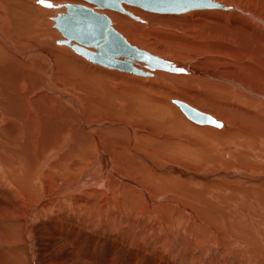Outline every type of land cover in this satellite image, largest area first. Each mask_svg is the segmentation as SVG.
<instances>
[{
    "label": "bare ground",
    "instance_id": "bare-ground-1",
    "mask_svg": "<svg viewBox=\"0 0 264 264\" xmlns=\"http://www.w3.org/2000/svg\"><path fill=\"white\" fill-rule=\"evenodd\" d=\"M43 1L59 6L0 0V237L8 243L0 264H34L41 247L33 238L43 236L54 251L44 243L51 253L43 264H264V172L221 171L237 179L231 196L221 185L189 197L187 187L209 184L211 175L174 164L208 155L210 137L221 132L264 150V0H215L224 8L179 13L122 3L131 16L98 10L131 45L176 68L132 63L143 73L100 65L59 43L54 19L65 4H94ZM148 34L164 45H146ZM191 51L202 56L198 64ZM166 90L169 101L161 98ZM175 100L221 126L192 129ZM144 119L160 139L139 133L147 140L136 141ZM218 140L224 160L260 164L237 156L239 142ZM179 233L190 245L182 259Z\"/></svg>",
    "mask_w": 264,
    "mask_h": 264
},
{
    "label": "water",
    "instance_id": "water-1",
    "mask_svg": "<svg viewBox=\"0 0 264 264\" xmlns=\"http://www.w3.org/2000/svg\"><path fill=\"white\" fill-rule=\"evenodd\" d=\"M95 5V8L78 5L65 4V11L58 14L54 19L56 27L61 32L64 43L93 62L106 67H115L122 71L132 73H143L133 67L132 63L145 62L149 68H160L164 70H176L173 64L167 63L155 55L131 45L125 38L111 26L109 17L100 12V9H113L124 11L122 3L140 7L148 12L155 13H179L200 8H224L215 0H86ZM44 5L57 8L50 2ZM74 42V43H73ZM84 47L94 48L96 52H89ZM120 57V58H119ZM122 59V60H121ZM170 67V68H169ZM183 68V67H180ZM148 74L147 76H149ZM184 115L192 122L199 125L221 126V122L214 117L197 111L194 107L182 101H174Z\"/></svg>",
    "mask_w": 264,
    "mask_h": 264
},
{
    "label": "rangeland",
    "instance_id": "rangeland-1",
    "mask_svg": "<svg viewBox=\"0 0 264 264\" xmlns=\"http://www.w3.org/2000/svg\"><path fill=\"white\" fill-rule=\"evenodd\" d=\"M143 11V10H142ZM115 13H117V12H115ZM111 19H113L112 18V16H111ZM115 24V23H114ZM156 34H159L158 32H156ZM145 44L146 45H152V43H155V44H157V45H159V47H162L163 45H164V43H162V41H158L157 40V38H156V36H154V34H148L146 37H145ZM153 41V42H152ZM156 41V42H155ZM54 42V41H53ZM55 45H59V44H55ZM152 46H154V45H152ZM68 46H65V48L63 49V50H66V51H68L69 53H71V54H73L74 53V55L77 57V56H80V55H77L70 47L68 48ZM190 53V56H192L191 58H189V61H191V64L192 65H194V64H198V62L200 61L199 59L202 57L200 54H197V53H194V52H189ZM49 54H51V53H49ZM195 54L197 55L196 57H195ZM200 56V57H199ZM81 58H83L82 56H80ZM194 57L196 58V59H194ZM51 58H52V55H51ZM84 59V58H83ZM191 59V60H190ZM193 60V61H192ZM199 60V61H198ZM84 61H85V59H84ZM200 65H196V67H199ZM201 67V66H200ZM199 67V68H200ZM102 68H104V67H102ZM104 69H106V68H104ZM107 70H109V69H107ZM132 76H131V80L133 79V77H135V78H137L138 76H136V75H133V74H131ZM143 77V76H142ZM153 77V76H152ZM144 78H146V77H144ZM147 78H151V76L150 77H147ZM142 81V80H141ZM171 82H172V80H171ZM166 86V85H165ZM172 89V91L173 92H175L176 94H177V92H178V90H176L177 88L176 87H172L171 88ZM171 90H169V92H170ZM171 91V92H172ZM167 94H169V93H167V90H166V94L164 93V96H162L161 98H163L164 100H168V95ZM154 96H158V95H156V94H153ZM165 97H167V98H165ZM169 101V100H168ZM170 103V102H169ZM171 104V103H170ZM182 113V112H181ZM183 116V115H182ZM184 118H185V116H183ZM219 120L221 119V120H223L222 118H220V117H217ZM186 120H188L187 118H185ZM140 120V119H139ZM145 120H147V119H144V120H141V122H145L144 124L143 123H141V126L144 128V131H140V132H138L137 134H138V136H137V134L135 135V139H136V141H145V140H147V139H143V138H141V135L139 136V133H143V134H145V135H149V137L150 136H152V137H156V138H161L163 135L162 134H159V133H157V134H159V135H157V134H153V132H151L152 130H154L153 128H152V126H153V124L148 120V121H145ZM190 123H192V126L194 127H192V129H195V126L197 127H199V125L198 124H194V122H192L191 120H188ZM227 121V120H226ZM229 122V121H228ZM129 124V123H128ZM143 124V125H142ZM148 127H147V126ZM230 125V124H229ZM201 129H203V127L204 126H202L201 125ZM210 129V128H208V127H204V129ZM202 131H205V130H202ZM197 132L198 134H200L201 136H202V133H204V132ZM206 133V132H205ZM222 133V134H221ZM221 133H219V136H220V134H221V136L220 137H218V133H216V134H212V137H210V139L209 140H215V141H213V142H211V145L210 146H208V148L211 150L210 152H209V154L210 155H212V157L208 154V155H206V156H203V157H195L196 158V160H194V161H190V162H186V161H182L181 162V160L179 159V157H177V161L174 163V164H178V165H182L184 168H186V169H191V170H193V171H195L196 173H198V174H210L211 176H210V178L209 179H211V180H209V184H207V183H205V184H202V185H200L199 186V188H195V187H198V186H189V187H187L188 188V190H186L187 192L185 193V195H190L189 197H192V195H194V196H197V195H199V194H202V195H204V194H206L207 192L205 191V189L206 190H208V189H210V190H213V189H216V188H221L222 189V187L223 188H225V189H228L229 187V189H228V192H225L224 190V192L226 193V194H228L229 196H231L232 195V189H234V188H236V187H238L237 185H236V178H234V177H232V178H223L221 175H220V177L219 176H217L216 174L217 173H220L221 171H225V172H231V171H233V170H235V169H237V170H243V171H245L246 173H247V171L248 172H250V173H261L262 171L264 172V161H263V159H259V157L261 158L263 155H264V150H261V147H260V144H259V142L257 141V140H243V141H240V140H237V141H234L233 140V142H232V140L230 139V138H228V137H230L227 133H225V132H221ZM213 135H215L214 137H213ZM222 136H224V137H222ZM227 136V137H226ZM175 137V139L176 140H178V142H183V139H181V138H179L178 137V139L176 138L177 136H174ZM222 138V139H221ZM228 138V139H227ZM138 139V140H137ZM218 139H220V141L223 143H228V144H235V143H237V142H239V143H237V144H239V146L240 147H237L236 148V144L234 145L235 146V148H236V150L238 151L236 154H238L237 156H239L240 154L239 153H243L244 152V154H246L247 156H248V158H250V160H259L260 161V164L259 165H251V166H248V165H246L245 163H243V162H239L238 160H240V158L238 159L237 158V161H238V163H231V162H229V161H227L226 159L224 160V158H223V154H222V152H219L218 150H217V148H215L216 147V145L217 144H219L220 142H219V140ZM226 139V140H225ZM242 143V144H241ZM196 147V146H195ZM215 149H214V148ZM248 147V148H247ZM264 147V146H263ZM179 147H176L175 146V149H173L174 151H177V150H180V149H178ZM207 147H206V150L208 149ZM246 148V149H245ZM183 149V151L184 150H186V148H182ZM214 149V150H213ZM241 149V150H240ZM244 149V150H243ZM248 149V150H247ZM254 149V150H253ZM235 150V149H234ZM246 150V151H245ZM260 150V151H259ZM236 152V151H235ZM262 152V153H261ZM217 153V154H216ZM149 154H150V156L152 157V156H154L153 154H151L150 152H149ZM256 154V155H255ZM263 154V155H262ZM251 155V156H250ZM177 156V155H176ZM257 156H259V157H257ZM209 158H210V160H209ZM236 158V157H235ZM208 159V160H207ZM198 160V161H197ZM262 161V162H261ZM229 162V163H228ZM222 163V164H221ZM214 172H216V173H214ZM227 181H229V182H227ZM213 182V183H212ZM215 183V184H214ZM217 183H219V184H217ZM231 183V184H230ZM229 185V186H226V185ZM233 184H235V185H233ZM207 185V186H206ZM215 185V186H214ZM217 185V186H216ZM221 185H222V187H221ZM231 185H233V186H231ZM210 186V188H208ZM236 186V187H235ZM182 189H183V187H181ZM191 188H193V189H191ZM199 189V190H198ZM203 189V190H202ZM183 190H185V189H183ZM217 190V189H216ZM189 191V192H188ZM193 191V192H192ZM195 191V192H194ZM197 191V192H196ZM188 193V194H187ZM192 195H191V194ZM198 193V194H197ZM196 194V195H195ZM202 195H200V196H202ZM233 196H234V194H233ZM257 196L259 197V199H260V196H261V193H257ZM231 198V197H230ZM261 200V199H260ZM262 202H264V201H262ZM4 218H6V216L5 215H0V219H4ZM258 218V217H257ZM150 224H151V222H150ZM34 237V236H33ZM32 237V238H33ZM178 242H179V247H180V249L177 251V256H178V258H181L182 259V257L184 256V252L186 251V249L188 248V245H189V242H183L182 241V234H178ZM4 240H6V239H3V238H1L0 237V246H1V248H0V255H4L5 254V252H6V250H7V242H5ZM48 241V242H47ZM33 242H34V244H37V243H40V245H39V248L41 249V251H39L40 253H38L37 251L35 252H33V261H34V264H43V262H42V260H44L45 258H47L48 257V252H50L51 253V251H47V252H44L43 253V250H44V248H45V246H44V243L46 244L47 243V245H46V248L45 249H49V250H52V244H51V242H53V241H51L48 237H46V236H43L41 239L39 238V239H36V237H34L33 238ZM41 243H43V245L41 244ZM224 243V242H223ZM50 245V246H49ZM223 245V244H222ZM182 246V247H181ZM190 246V245H189ZM223 247H228V245H224ZM198 249V248H197ZM197 249L195 248V247H191V248H189V251H190V256H192L193 254V256H195V254H196V251H197ZM4 252H3V251ZM53 251V250H52ZM180 251V252H179ZM54 252V251H53ZM179 253V254H178ZM97 254H98V252H97ZM192 256V257H193ZM183 261H185L184 262V264H188L189 263V259L187 258L186 260H183Z\"/></svg>",
    "mask_w": 264,
    "mask_h": 264
},
{
    "label": "snow or ice",
    "instance_id": "snow-or-ice-1",
    "mask_svg": "<svg viewBox=\"0 0 264 264\" xmlns=\"http://www.w3.org/2000/svg\"><path fill=\"white\" fill-rule=\"evenodd\" d=\"M39 3H43V0H38ZM180 71H183L182 69H180Z\"/></svg>",
    "mask_w": 264,
    "mask_h": 264
}]
</instances>
